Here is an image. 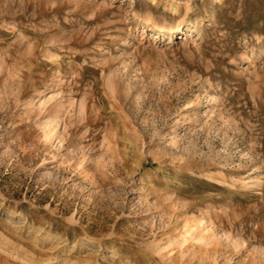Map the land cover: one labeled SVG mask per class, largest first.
Masks as SVG:
<instances>
[{"label": "rangeland", "instance_id": "374dc122", "mask_svg": "<svg viewBox=\"0 0 264 264\" xmlns=\"http://www.w3.org/2000/svg\"><path fill=\"white\" fill-rule=\"evenodd\" d=\"M0 264H264V0H0Z\"/></svg>", "mask_w": 264, "mask_h": 264}, {"label": "bare ground", "instance_id": "6f19581e", "mask_svg": "<svg viewBox=\"0 0 264 264\" xmlns=\"http://www.w3.org/2000/svg\"><path fill=\"white\" fill-rule=\"evenodd\" d=\"M217 3H221L222 0H215ZM193 24L191 25L190 23H184V24H181V23H178L176 24L175 26L173 27H165V26H158L155 28V30H157V32L161 33L163 35V33L165 34L166 32L169 33L171 36L172 34H175V33H186V32H190V31H193ZM196 27V26H195ZM170 41H171V38H170ZM184 230L182 231L181 235L186 243V245H189L190 244V238H189V235H188V231L186 230V228H183Z\"/></svg>", "mask_w": 264, "mask_h": 264}]
</instances>
